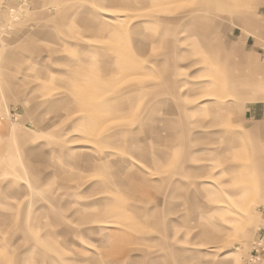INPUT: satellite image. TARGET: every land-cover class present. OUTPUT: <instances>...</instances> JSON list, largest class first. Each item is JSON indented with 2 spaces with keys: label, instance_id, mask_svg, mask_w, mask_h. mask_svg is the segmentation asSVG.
Listing matches in <instances>:
<instances>
[{
  "label": "rangeland",
  "instance_id": "374dc122",
  "mask_svg": "<svg viewBox=\"0 0 264 264\" xmlns=\"http://www.w3.org/2000/svg\"><path fill=\"white\" fill-rule=\"evenodd\" d=\"M120 2L0 0V264H264V0Z\"/></svg>",
  "mask_w": 264,
  "mask_h": 264
},
{
  "label": "bare ground",
  "instance_id": "6f19581e",
  "mask_svg": "<svg viewBox=\"0 0 264 264\" xmlns=\"http://www.w3.org/2000/svg\"><path fill=\"white\" fill-rule=\"evenodd\" d=\"M131 1V0H130ZM113 2L114 3H116V4H122L121 2H120V0H113ZM132 38H133V41L136 43V42H139L140 40H139V37H138V35H132ZM118 62L120 63V64H123L124 66H126V65H128V62H125V64H124V62L122 61V59H118ZM104 105V104H103ZM105 106V105H104ZM104 106H103V108H104ZM235 142H237V141H235ZM233 143H234V141H233ZM233 143H231V140L229 141V145H230V148H231V146L233 145ZM228 148V147H227ZM232 149V148H231ZM119 167H121V164L119 163ZM225 172H227V169L226 168H224L223 169V171L222 172H220L221 174L222 173H225ZM206 182H208V183H210V181L209 180H207ZM199 184L198 183H193V184H191L190 186H188L187 187V190H189V188L192 190V192H195L196 190H197V188H199ZM238 193H236V192H234V191H231L230 190V192L228 193V195H230L231 197H233V196H236ZM240 194H243V192H241ZM240 200V199H239ZM211 202H213L212 203V206H215V208H217V209H219V210H221V209H224L225 207H224V205H223V203L224 202H222L221 200H220V198L219 197H217V198H213L212 199V201ZM239 202V201H238ZM242 202H244V201H242ZM226 203V202H225ZM166 206H167V210L168 211H171V206H170V204L167 202V204H166ZM224 223H229L228 221L227 222H224ZM204 233H205V235H207L208 236V234L211 232L209 229H207V227H205L204 228ZM220 232V231H219ZM215 234H216V232H214ZM212 234V233H211ZM217 236V235H216ZM211 238V237H210ZM218 239V238H217Z\"/></svg>",
  "mask_w": 264,
  "mask_h": 264
},
{
  "label": "crops",
  "instance_id": "0c3cea01",
  "mask_svg": "<svg viewBox=\"0 0 264 264\" xmlns=\"http://www.w3.org/2000/svg\"><path fill=\"white\" fill-rule=\"evenodd\" d=\"M256 114L262 116V120H264V102L261 104H258L255 108L252 109Z\"/></svg>",
  "mask_w": 264,
  "mask_h": 264
},
{
  "label": "built area",
  "instance_id": "2783aa9c",
  "mask_svg": "<svg viewBox=\"0 0 264 264\" xmlns=\"http://www.w3.org/2000/svg\"><path fill=\"white\" fill-rule=\"evenodd\" d=\"M2 32H3V29L0 28V39H1V36H2Z\"/></svg>",
  "mask_w": 264,
  "mask_h": 264
}]
</instances>
